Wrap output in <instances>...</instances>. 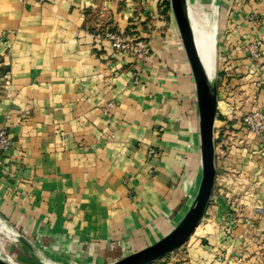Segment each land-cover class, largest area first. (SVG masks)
<instances>
[{
	"label": "crops",
	"instance_id": "crops-1",
	"mask_svg": "<svg viewBox=\"0 0 264 264\" xmlns=\"http://www.w3.org/2000/svg\"><path fill=\"white\" fill-rule=\"evenodd\" d=\"M213 2L217 96L229 97L228 87L242 86L248 102L255 96L264 109L263 69L243 49L264 34V0ZM167 4L0 0V122L10 139L0 155V216L57 264H106L154 242L196 193L200 163L186 176L175 155L187 135L199 148L198 113ZM249 15L260 19L258 26ZM104 29L150 40L149 60L134 62L115 52L109 40L96 37ZM108 101L114 106L104 113ZM230 154L224 162L256 189L245 193L243 208L209 203L202 220L207 214L228 221L237 216L236 227H214V233L201 220L191 258L181 263L198 264L194 249L202 247L209 257L203 264H264L253 253L264 249L263 145L248 135ZM118 245L132 250L113 257ZM229 251L239 254L238 261L228 258Z\"/></svg>",
	"mask_w": 264,
	"mask_h": 264
},
{
	"label": "water",
	"instance_id": "water-1",
	"mask_svg": "<svg viewBox=\"0 0 264 264\" xmlns=\"http://www.w3.org/2000/svg\"><path fill=\"white\" fill-rule=\"evenodd\" d=\"M169 2L194 82L198 113L200 180L191 204L168 232L154 242L106 264H147L180 246L192 234L202 218L214 186L216 167L213 124L217 98L216 79L214 73L211 77L204 73L188 16L186 0H169ZM0 218L17 239L35 253L34 248L28 243L27 239L12 228L2 216ZM0 264L11 263L0 256Z\"/></svg>",
	"mask_w": 264,
	"mask_h": 264
},
{
	"label": "rangeland",
	"instance_id": "rangeland-1",
	"mask_svg": "<svg viewBox=\"0 0 264 264\" xmlns=\"http://www.w3.org/2000/svg\"><path fill=\"white\" fill-rule=\"evenodd\" d=\"M158 2H162V4H164V2H169V0H158ZM189 2L194 4V6L197 8L199 19H201L202 24L204 25H206V23L209 24L211 21L208 20V16L210 15L209 12H211L210 6L213 0H189ZM167 8L170 9V2H169V5L167 4ZM160 13L162 14V17L165 19L166 13L162 10L160 11ZM211 19L213 21L211 22V24L212 23L215 24L213 16H211ZM204 21L205 23H203ZM165 26H167V24ZM162 27H163L162 29L165 30L164 25H162ZM215 27H216V24H215ZM153 28L154 27H152V29ZM216 31H217V28H216ZM140 39H144V38H140ZM217 47H218V44H217V33H216L215 34V48H214V53H213V58L215 57L214 59V78L216 79V83H217V79L219 75V71L217 67V60H218ZM238 93L241 94L243 93V91L235 92V95H238ZM216 128H217V125H216ZM178 143L181 145L180 147H182V150L177 148L178 151L176 150V153H175L176 160H178V163L180 164L182 168L183 174L187 176L189 175L188 172H190L191 170L190 166L196 165L198 164V162L200 163L198 143H197V140L192 141L188 135L186 136L185 139L184 137L180 139ZM230 155L231 154L229 153L227 156H230ZM227 156H225V158ZM225 158H223V161L225 160ZM219 161H222V159L215 161L217 179L214 180V186L212 190L214 201L216 200L215 205L217 206L218 204L222 203L224 204L223 205L224 207L230 206L234 208H238V207L243 208L245 206V203L247 202V199L243 197L244 192L249 191V190L250 191L255 190L256 189L254 187L255 182L250 181L247 178H245L244 175L240 173V170L237 167L227 165L226 162H224V164H226L225 166L227 167V169H223V167L220 168ZM193 170H194V166H193ZM198 174L199 172L195 174V176H198ZM199 175H201V173ZM205 217L206 218L202 220V223H206V222L211 223L210 226H208L210 228L208 229V231L210 230V232L213 231L214 227L215 228L217 227V230L220 229L221 227H227L230 229V231H232L231 227H234V226L236 227L235 224H237V216H234L235 220L233 217L231 218L230 221L226 220L225 217L222 219L213 217L212 214H207L205 215ZM240 217L243 219L245 216L241 215ZM245 218H248V217H245ZM247 222H251V221L248 219ZM227 223L229 224V226L227 225ZM175 224H176V221L170 224L171 225L170 229ZM200 226H201V223H200ZM200 226L194 229V231H196L197 233L192 235V237L189 236L180 246L165 253L158 259H155L154 261L147 263V264H184V262L181 263L182 260L187 259L189 261L188 258H191V257H189L188 251L190 250L193 240L195 241V238L198 237V233L200 234L201 230H203V228ZM235 227L233 229H235ZM245 227L250 228L248 223H245ZM216 231H213V232L215 233ZM256 232L259 233V230H256ZM254 233L255 231L251 228L249 230H246V234H248V236L253 235ZM202 243L205 244L206 239H204ZM4 248H6L8 255H10L15 261H17L16 263L18 264H44L39 259L38 256H36L33 253L31 254L30 252H28L23 247V245L20 243V241L17 239V237L13 239V242H5ZM118 249L119 251L112 254L114 255L113 257H118L120 255H123L129 252L130 250H132V247L123 248L118 245ZM194 250H195L194 253L197 257V259L195 260L198 261V264H203L204 260H209V257L206 255V253L203 252V250L205 249H203L202 247H198V248L196 247ZM222 252L223 254H226L227 250L224 249ZM253 253L256 255L257 258H259L260 261H264V249H262L261 247H257L256 251H254ZM227 255L229 259L232 258V260H237V261L239 259L238 253L233 252L232 254V252L229 251V254Z\"/></svg>",
	"mask_w": 264,
	"mask_h": 264
},
{
	"label": "built area",
	"instance_id": "built-area-1",
	"mask_svg": "<svg viewBox=\"0 0 264 264\" xmlns=\"http://www.w3.org/2000/svg\"><path fill=\"white\" fill-rule=\"evenodd\" d=\"M248 19L254 26H258L260 23V19L255 15H249ZM96 37H103L109 40L111 47L115 52L132 56L134 62L143 63L148 61L150 58V40L140 39L134 36H125L123 33H118L107 29L97 33ZM243 49L252 60L259 61V66L263 69V73L260 76L258 83L264 85V59L261 60L264 56V34H257V36L244 45ZM252 84L255 85L256 82L254 81ZM238 88L239 89L236 90L232 87H228V89H226V93H229V97L226 94V96H217L216 98L215 118L213 124L214 159L215 161L222 159V161H219V167H223V169H227L223 158H225V156H227L233 148L240 144H244L248 138V135L254 136L259 141V143L263 145L264 150V109L261 105H257L255 96H253L251 101L248 102V94L246 93L247 91L245 88L242 86ZM241 91H243V93H238V95H235V92ZM232 100H234L235 105L231 103ZM247 103H250V106L248 107L249 109L239 108L240 106L246 105ZM113 106L114 102L108 101L103 105L102 111L107 113ZM9 147L10 139L7 125L1 121L0 155L4 154L9 149ZM148 151L150 153L154 152L152 148H150ZM216 179L217 177L215 174V180ZM246 192H244V195ZM212 201H214L213 192L208 199L207 205ZM202 218L198 224L201 222Z\"/></svg>",
	"mask_w": 264,
	"mask_h": 264
},
{
	"label": "bare ground",
	"instance_id": "bare-ground-1",
	"mask_svg": "<svg viewBox=\"0 0 264 264\" xmlns=\"http://www.w3.org/2000/svg\"><path fill=\"white\" fill-rule=\"evenodd\" d=\"M195 2V1H194ZM187 8H188V16L190 19V23L193 29L194 38L197 46V50L200 56V60L203 65L204 73L208 76H212L214 73V48H215V34H216V27L215 24H211L212 19L211 16H213V6L214 3L211 4V12L208 16V20L211 22L206 25L202 24L201 19H199L198 10L194 6V4L190 3L189 0H186ZM205 23V21L203 22ZM15 234L12 233V231L4 224L2 219L0 218V256L4 258L6 261L10 262L11 264H18L10 255H8L5 246V242H13V239L15 238ZM37 256H39V259L44 264H57L53 261L47 259L42 254L39 255V252L37 250H34Z\"/></svg>",
	"mask_w": 264,
	"mask_h": 264
}]
</instances>
